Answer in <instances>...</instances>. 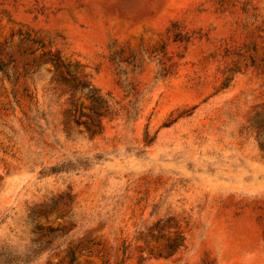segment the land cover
Masks as SVG:
<instances>
[{"label": "rangeland", "instance_id": "obj_1", "mask_svg": "<svg viewBox=\"0 0 264 264\" xmlns=\"http://www.w3.org/2000/svg\"><path fill=\"white\" fill-rule=\"evenodd\" d=\"M0 264H264V0H0Z\"/></svg>", "mask_w": 264, "mask_h": 264}]
</instances>
